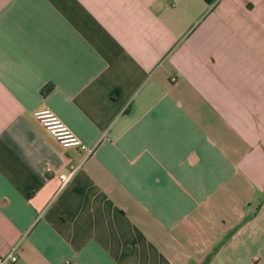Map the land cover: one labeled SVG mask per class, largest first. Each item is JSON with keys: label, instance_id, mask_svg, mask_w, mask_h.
Here are the masks:
<instances>
[{"label": "crops", "instance_id": "1", "mask_svg": "<svg viewBox=\"0 0 264 264\" xmlns=\"http://www.w3.org/2000/svg\"><path fill=\"white\" fill-rule=\"evenodd\" d=\"M14 246L11 264H264V0H0Z\"/></svg>", "mask_w": 264, "mask_h": 264}, {"label": "built area", "instance_id": "2", "mask_svg": "<svg viewBox=\"0 0 264 264\" xmlns=\"http://www.w3.org/2000/svg\"><path fill=\"white\" fill-rule=\"evenodd\" d=\"M33 116L62 147H75L84 153V158H87L93 152V148L83 144L51 110L40 109L35 111ZM73 171L60 176L62 184L69 180ZM17 250V246H14L7 255L0 257V264H11L15 262L17 259Z\"/></svg>", "mask_w": 264, "mask_h": 264}, {"label": "trees", "instance_id": "3", "mask_svg": "<svg viewBox=\"0 0 264 264\" xmlns=\"http://www.w3.org/2000/svg\"><path fill=\"white\" fill-rule=\"evenodd\" d=\"M207 260H205L202 264H206Z\"/></svg>", "mask_w": 264, "mask_h": 264}]
</instances>
